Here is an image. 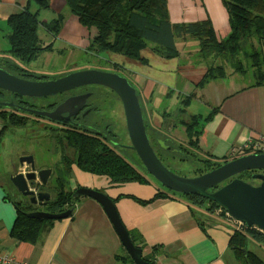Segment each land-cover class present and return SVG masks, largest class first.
I'll list each match as a JSON object with an SVG mask.
<instances>
[{"label":"crops","instance_id":"1","mask_svg":"<svg viewBox=\"0 0 264 264\" xmlns=\"http://www.w3.org/2000/svg\"><path fill=\"white\" fill-rule=\"evenodd\" d=\"M27 1L0 0V57L8 52L6 20L11 14L23 11ZM49 3L50 8L47 10L54 13L56 12L53 7L65 8L62 0H49ZM33 4L36 6L32 2L30 10ZM186 6L189 8L187 13L183 11ZM168 17L172 24L207 20L218 41L228 38V18L222 0H192L190 3L183 0L176 15L171 14L168 0ZM74 20L76 21L73 18L68 22L75 24ZM70 29H73V32L70 30L73 36L81 37L80 40L89 37L84 28L79 30L78 27L71 26ZM52 40V51L57 50L62 54L64 50H60L63 47H71L66 41H56L53 38ZM176 47L178 48L177 40ZM142 59L141 63H137L143 66L145 74L137 71L136 76L142 79L145 85L150 84L147 88L144 86L147 96L157 94L154 91L157 86L173 87L178 78L182 84L180 96H194L185 109H192L193 115L200 116L196 151L201 158L227 160L230 150L239 147L249 136L264 135V83L252 86V83L244 84L229 76L227 83H223L226 79H221L199 88L198 83L207 70L203 65H206V62L183 67L184 65H178V57L165 59L157 56L154 51L149 58L144 56ZM170 62L174 63V69L169 68ZM163 71H166V77ZM154 73L160 74L161 77H156ZM200 102L201 109L198 107ZM194 103L197 107L191 108ZM1 128L2 123L0 130ZM12 146L11 154L4 155L12 164L16 163L19 157L28 155L34 158L38 168L43 169L53 167L54 163L57 165L61 158L53 155L54 143L50 148L46 139L16 137ZM71 169L68 189L74 191L79 187H88L103 191L115 200L121 222L142 248L143 257L154 261V264H241L229 245L231 237L241 228L228 216L219 217L206 207L193 206L185 198L176 196L159 198L147 205H141L133 198L141 201L151 200L159 190L157 186L136 183L113 185L108 178L83 172L75 165H72ZM5 181L4 176L0 174V252L12 253L13 262L10 264H131L126 259L121 260L126 258V255L120 240L103 208L90 198L80 199L71 218L53 220L52 224L44 225L35 244L13 239L11 230L17 212ZM52 189H56L54 183ZM199 209L202 211L201 216L198 215ZM248 238L250 240L247 241V250L264 264V243Z\"/></svg>","mask_w":264,"mask_h":264},{"label":"trees","instance_id":"2","mask_svg":"<svg viewBox=\"0 0 264 264\" xmlns=\"http://www.w3.org/2000/svg\"><path fill=\"white\" fill-rule=\"evenodd\" d=\"M62 1L64 6L68 7L70 13L76 17L80 26L84 29L95 28L97 35L89 49L95 50L97 53H115L140 61L142 59L139 56V51L145 48L146 45L151 44L154 46L153 51L160 57L174 59L178 56L176 40L190 37L198 41L197 55L199 61L212 57L213 62L214 60L221 62L219 65L216 63L217 65L213 64L207 67L203 78L198 83L199 88H203L212 81L224 79L226 77L225 64L230 67L231 72L234 74H248L247 69L240 60L241 57L249 61V66H247L253 79L252 86H260L264 83V0H222L228 18V38L221 42L217 40L211 24L207 20L195 23L172 24L168 17V0ZM32 2L39 9L47 10L50 8L49 0H28L23 11L11 14L6 20L9 31L6 37L9 45L8 53L22 64L34 61L40 52L52 49V43L44 47L40 44L37 33L39 12L38 9L35 13L30 12ZM44 26L51 33L57 29L59 30L60 22L54 20ZM51 27L53 29H50ZM50 36L51 39L55 37L52 33ZM246 44L250 47V53L246 48ZM7 68L12 72L17 70L13 65H8ZM19 77L37 80L27 74H19ZM5 95L9 98L8 93L0 90V101ZM14 102L16 103V100ZM194 120L191 124L183 123V125L187 146L196 151L198 143L196 132L199 129L200 118L194 117ZM0 123H2L0 136L9 130V127H22L25 124L4 108L0 109ZM56 141L54 142L56 152L58 147H62V144H67L75 151L74 162H71L65 156L61 157L67 168L55 170L53 183L57 192L49 203L32 205L28 200L18 202L11 196L14 199L12 202L17 212L11 230V237L19 242L35 244L41 235L43 226L50 225L53 222V220L32 219L27 213L40 211L59 214L71 210L73 214L76 205L83 197H75L74 191L68 189L72 171L70 166L72 164L83 172L108 178L113 185L127 183L151 185V182L142 173L115 154L108 147V144L102 143L98 139L89 138L80 133H73L63 141L60 139H56ZM185 152L188 154V148L185 149ZM193 155L197 157L199 154L191 155L195 157ZM232 159L235 158L228 157L227 160L199 158L203 169L197 170L196 176L211 171ZM144 172L147 174L145 169ZM239 179L244 181V179H251V176H241ZM173 196L175 195L158 190L151 200L141 201L135 198L133 200L141 205H147L156 199ZM180 196L193 206L206 207L214 213L219 212V217L226 215V212L219 206L201 198L199 195L184 196L180 194ZM71 217L72 215L69 218ZM248 237L258 243H264V234L260 231L254 228L242 227L231 237L230 248L241 264H262V261L256 255L247 250V241L250 240ZM130 240L134 246L142 249L131 236ZM122 249L124 250L123 247ZM124 252L126 258H121V260L126 259L134 264L125 250ZM115 259L118 258L115 257ZM143 260L154 263L148 258L143 257Z\"/></svg>","mask_w":264,"mask_h":264},{"label":"rangeland","instance_id":"3","mask_svg":"<svg viewBox=\"0 0 264 264\" xmlns=\"http://www.w3.org/2000/svg\"><path fill=\"white\" fill-rule=\"evenodd\" d=\"M52 1V0H51ZM183 0H170V11L172 15L178 14L179 8H181ZM192 0H187V3H190ZM38 9V28L37 33L40 40V44L42 47L47 46L51 43V33L53 34L54 39L66 41V43L70 44L71 47H63L60 51L64 50L62 54L57 50H44L38 54L36 57V60L29 62L27 64H22L20 61H18L16 58H14L10 53H5L0 57V67L8 70L10 73H13L14 75L19 74H27L29 76H32L33 79H46V80H53L56 78H59L61 76H64L69 73L81 71L83 69H91V70H103V69H110L115 71L124 72L128 77V81L131 83V85L134 86L136 93L138 95V99L140 102V106L142 109V114L145 117V121L149 123L150 127L148 130L149 132H154L155 129L159 130V123L158 122H167V119H170L171 121L175 122V128L174 132L170 134V138H174V142L171 144L177 145L178 143L191 150V153L185 154L183 158H180V156H175L173 158H169L168 155L164 153L162 149L158 148L159 156L161 157V162L164 166H166L170 171H172L174 174H177L179 176L185 177V178H193L196 176V171L203 169L202 163L199 161V157H196V155H193L195 157H192L191 155L193 152L197 153L192 147L187 146V138L185 136V129L182 126V121L187 122L189 124L193 123L194 117H198L199 115H193L192 109H188L186 111V105L192 101L194 96H189L187 98L185 95H181V87L182 84L177 80L175 85L173 87L166 88L157 86L154 91L157 92L155 95L150 94L147 96L145 93L147 91L144 90V86H149L150 84L147 83V85L144 84V81L140 78H138L134 74V70L139 71L142 74H145L143 66L140 64L143 61V57H150V55L153 53L154 46L151 44L146 45L145 48H142L139 51V56L142 60H134L127 58L125 56L115 54V53H97L95 50L89 49V46L94 43V40L96 38L97 32L95 28L86 29L89 33V37L87 39L83 38V40L78 37L73 36L70 33V30L73 32V29H70L71 26L78 27L79 30H83L82 26L79 25L78 20L74 15L70 13L68 10V7L62 8V7H53V11L56 13L45 10V9H39L37 5L35 6L33 4L30 12L35 13ZM189 8H184L183 11L187 13ZM182 11V10H181ZM180 11V13H181ZM73 18L76 19L75 24H70L68 20H72ZM57 20L60 22V28L59 30L52 31L49 33L45 26L46 24L51 23L52 21ZM68 22V23H67ZM67 23V24H66ZM66 24V25H64ZM7 28V27H6ZM50 29H53L51 27ZM7 32L9 33L8 29ZM221 35V32H220ZM226 38H223L222 41H224ZM177 50H178V65H184L183 67H186L191 64H200L201 61H199L198 58V42L197 40L193 38H185L184 40H177ZM246 48L248 51L250 50V47L248 44H246ZM245 48V49H246ZM95 49V48H94ZM6 50H9V45H7ZM69 53V54H68ZM250 53V51H249ZM67 55L66 60L65 56ZM157 56H159L157 54ZM180 57V59H179ZM201 60V59H200ZM241 62H243V65L245 66V69H247L248 74H234L231 72V69L228 65L225 64V73L226 77L223 79V81L226 79L225 82L227 83V79H229V76H233L236 80H240L241 83H251L252 77H251V71L248 68L249 61L241 57ZM206 62V65L204 66L208 67L209 65H219L221 62L219 60H214L213 58H207V60H202ZM140 62V63H137ZM174 62V61H172ZM3 64H9L13 65L17 68L15 72H12L9 70L7 65ZM217 63V64H216ZM170 69H174L175 65L174 63H168ZM248 65V66H247ZM6 67V68H5ZM164 69H166V65L164 66ZM23 70V71H20ZM20 71V72H19ZM164 77L167 76L166 71H163ZM230 74V75H229ZM156 77H161L160 74L154 73ZM180 76V75H179ZM163 77V78H164ZM221 81V80H219ZM166 82V81H165ZM168 85V84H166ZM206 86V85H205ZM170 90L172 94L168 91ZM191 90V87L190 89ZM101 92V103L100 100L98 101V116L100 118V113L103 118L101 119L102 122H100V139L103 141L105 140L108 144V147L112 149L115 154L122 157L126 162H128L130 165H132L134 168H136L140 173H142L150 182L151 185L157 186L158 189L162 192H168L172 195H175L176 197H181L180 194L174 193L171 191L166 190L163 188L154 178L149 176L144 172L143 166L138 159L135 152L129 150L127 148L129 143V138L126 130V124H125V117L123 114V108L122 104L118 101L116 96L112 95L110 92L105 90H100ZM171 94V95H170ZM191 94V93H190ZM179 95V96H177ZM172 96V97H171ZM184 98V99H183ZM45 99V98H44ZM7 102L8 96L5 95L4 98H2V101L0 102ZM48 100L39 102L37 101L36 104L40 105V103L45 104ZM195 102V101H194ZM193 107H197V104L194 103ZM198 107L201 109L202 103L200 102L198 104ZM0 109H3L0 107ZM101 109V112H100ZM7 112L13 113L10 111L9 108H7ZM211 112V111H210ZM200 113V112H199ZM207 115V112H205ZM151 114V115H150ZM193 115V116H192ZM157 118V120H156ZM199 119V117H198ZM25 119L20 118V121ZM152 126V127H151ZM49 128L41 127L40 125H36L34 122H25V124L22 127H10V129L5 132L1 136V146H0V174L1 176H4L5 184H8V179L10 174L12 173V167H11V160L4 155H10L13 146L12 143L16 139V137H26L31 139H38V140H48L50 143V148L52 143L56 141L55 137L52 138L53 132H49ZM199 130V129H198ZM54 139V141H53ZM53 141V142H52ZM53 155L55 156H61L62 154L57 152L55 149H53ZM70 155H73V153L70 151L68 152ZM198 154V153H197ZM186 156V157H185ZM73 157V156H71ZM61 160V159H60ZM56 166L55 163L53 165ZM198 176V175H197ZM246 183H249L251 186L255 187L259 185V182L254 179H244ZM57 192V191H56ZM51 195L54 197L55 190H51ZM198 215L201 216L202 211L199 209ZM216 215H219V212L215 213Z\"/></svg>","mask_w":264,"mask_h":264},{"label":"water","instance_id":"4","mask_svg":"<svg viewBox=\"0 0 264 264\" xmlns=\"http://www.w3.org/2000/svg\"><path fill=\"white\" fill-rule=\"evenodd\" d=\"M87 85L108 88L118 96L122 104L130 143L127 148L136 153L147 174L163 188L184 196L199 195L219 206L226 212V216L235 223H239L247 229L254 228L264 234V175H252V179L260 182L255 187L238 178L227 182L247 171H264V155L241 156L193 178L174 174L163 165L152 149L136 90L125 77L98 70H82L53 80H29L0 67V90L8 93L10 97L9 102H0V107L4 109L13 107V97L44 99ZM17 108L30 115L51 117V114L33 109ZM160 145L164 147V143L160 142ZM11 167L12 173L9 176L7 187L10 189V196L15 198V201L25 202L28 200L32 205H41L49 203L53 199L51 195L52 174H54L52 169L38 168L32 156L19 157ZM225 182L227 183L222 185ZM74 196L90 198L100 204L122 247L134 264H154L143 260V250L134 246L130 240L129 233L120 220L113 200L105 192L79 187L74 190ZM27 215L36 220L57 221L69 218L72 211L67 210L59 214L37 211L27 213Z\"/></svg>","mask_w":264,"mask_h":264},{"label":"flooded vegetation","instance_id":"5","mask_svg":"<svg viewBox=\"0 0 264 264\" xmlns=\"http://www.w3.org/2000/svg\"><path fill=\"white\" fill-rule=\"evenodd\" d=\"M83 70H91V69H83ZM95 70H98V69H95ZM132 70L134 71L135 75L138 73L136 70L134 69ZM98 71L116 73L122 77H125L127 80H129L128 77L124 75L126 74L124 72L110 70V69H107V70L100 69ZM37 80H46V79L42 78V79H37ZM100 90H105V91L110 92L112 95L116 96V98L120 102L118 96L110 89L99 86V85H87V86L76 88L64 94L48 97L45 99H26V98L21 99L18 97H13L12 100H13L14 106L9 107L10 111H12L13 113H10V114L15 115L18 119L20 118L25 119V122H34L36 125L49 128L51 132H53L52 138L55 137V139L57 140L60 139L63 141L65 140V138H68L69 136L73 135V133L74 134L80 133L81 135H84L86 137L93 138V139H98V141L107 144L105 140L103 141L102 139H100V122H102L101 119L103 120V118L101 116V113H100V118L97 114V112L99 111L98 101L100 100V103H101L102 99H104V98H101ZM8 100L10 101V97L8 98ZM15 100H16V103L14 102ZM46 100L48 101L45 104L43 103L42 104L40 103V105L36 104L37 101L42 102ZM64 105L65 107H63ZM17 107H21L22 109H33L39 112L51 114V117L45 118V117H39L36 115H30L29 113L19 110ZM100 112H101V109H100ZM143 119H144L145 129H146L149 142L152 146V149L154 150V152L156 153V155L158 156L160 160H161V157L159 156L160 154L158 153V148L166 152L165 154L168 155L169 158H173L175 156H180V158L184 157V155L187 153L185 152L186 148L181 146L179 143L177 145L171 144L172 142H174L173 140L174 138L169 137L170 134L174 132L173 130L176 125L175 122L171 121L170 119H167L166 123L158 122L160 129L159 130L155 129L154 132L152 131L149 132L148 130H150L149 129L150 125L148 122L145 121L144 116H143ZM21 121L24 122V120H21ZM183 123L186 124L187 122L182 121V126L184 127ZM199 124H198L199 130L196 132L198 137L200 134ZM160 142L164 143V147L160 145ZM167 147L168 149H165ZM70 151L73 153V155H70V153H68ZM190 151L191 150L188 149V153H191ZM58 152L62 154L61 157L65 156L66 158L70 159L71 162H74V159H75L74 152L75 151H73L70 147H68L67 144L65 145L62 144V147L60 148L58 147ZM193 154H197V153L193 152ZM24 156H28V155H24ZM60 159H59L58 164L57 165L55 164L56 165L55 167L53 166L50 168L52 169V171L55 172V170L57 171L60 169L67 168L65 161L63 159L61 160ZM72 165L70 166V168L72 167ZM254 174L264 175V171H247V173L245 172L241 173L229 179L227 182L235 178L239 179V177L241 176L249 175L252 177V175ZM227 182L223 183L222 185L226 184Z\"/></svg>","mask_w":264,"mask_h":264},{"label":"built area","instance_id":"6","mask_svg":"<svg viewBox=\"0 0 264 264\" xmlns=\"http://www.w3.org/2000/svg\"><path fill=\"white\" fill-rule=\"evenodd\" d=\"M250 154H262L264 155V135H254L249 136V138L242 143L239 147H234L229 152L230 158H238L241 156H246ZM233 160V159H232ZM239 227H244L239 224ZM12 253H1L0 252V264H10L12 263Z\"/></svg>","mask_w":264,"mask_h":264}]
</instances>
